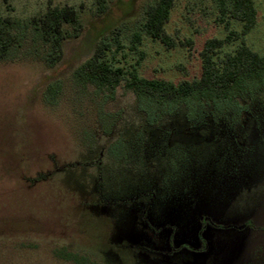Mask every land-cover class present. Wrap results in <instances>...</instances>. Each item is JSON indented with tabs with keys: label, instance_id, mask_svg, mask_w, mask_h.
<instances>
[{
	"label": "rangeland",
	"instance_id": "1",
	"mask_svg": "<svg viewBox=\"0 0 264 264\" xmlns=\"http://www.w3.org/2000/svg\"><path fill=\"white\" fill-rule=\"evenodd\" d=\"M103 1L0 0L24 36L0 62V264H247L264 222V88L232 106H156L124 82L110 94L74 77L103 41L108 60L141 77L198 79L205 43L227 35L216 0H174L171 48L142 31L158 0ZM255 3L245 43L264 54ZM49 4L73 7L83 25L56 65L29 24Z\"/></svg>",
	"mask_w": 264,
	"mask_h": 264
},
{
	"label": "trees",
	"instance_id": "2",
	"mask_svg": "<svg viewBox=\"0 0 264 264\" xmlns=\"http://www.w3.org/2000/svg\"><path fill=\"white\" fill-rule=\"evenodd\" d=\"M98 2L104 11V1ZM174 3V0H158L149 6L142 26V31L148 37L167 48L174 46L166 29ZM216 3L219 21L224 24L227 35L224 39L214 38L205 43L201 52L202 71L198 79L175 83L141 77L135 67L127 69L121 63L108 60V45L100 41L93 54L76 69L74 77L77 83L113 94L124 82L125 88L139 102L156 106L239 104L250 90L264 88V54H259L245 43V37L257 24V6L255 0H216ZM232 21L241 25L240 31L231 28ZM29 24L41 42L48 46L45 60L50 65L62 60L64 41L71 34L70 31L75 37L83 31L77 11L68 5L49 4L47 10L30 19ZM21 28L22 22L18 19L11 16L0 18V62L17 58L24 41ZM112 33L116 50L119 51L122 49L119 40L121 30L117 28ZM238 40L241 44L234 51L221 54L226 44ZM133 42L135 47L141 43L140 33L135 34ZM56 95L54 88H50L48 101L56 103Z\"/></svg>",
	"mask_w": 264,
	"mask_h": 264
},
{
	"label": "flooded vegetation",
	"instance_id": "3",
	"mask_svg": "<svg viewBox=\"0 0 264 264\" xmlns=\"http://www.w3.org/2000/svg\"><path fill=\"white\" fill-rule=\"evenodd\" d=\"M250 225H254L253 222H250ZM250 240L255 250L247 264H264V222L256 232L251 233Z\"/></svg>",
	"mask_w": 264,
	"mask_h": 264
}]
</instances>
